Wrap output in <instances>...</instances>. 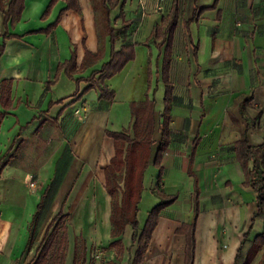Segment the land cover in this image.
I'll return each instance as SVG.
<instances>
[{"label":"crops","instance_id":"obj_1","mask_svg":"<svg viewBox=\"0 0 264 264\" xmlns=\"http://www.w3.org/2000/svg\"><path fill=\"white\" fill-rule=\"evenodd\" d=\"M52 1L25 0L14 25L0 10V264H31L61 210L70 215L65 264H74L81 237L87 245L86 264H101L102 258L91 256L95 246L107 247V261L116 260L104 170L115 155L108 132L132 129V104L147 99L155 101V131L140 228L162 201L155 193L160 167L161 190L177 199L160 212L145 264L186 263L181 229L194 216L196 180L195 264H235L245 237L254 242L264 231L262 220L252 224L257 194L245 185L235 151L243 133L253 146L264 142V0H123L110 13L119 33L114 49L110 35H99L92 0H55L43 17ZM175 4L176 25L162 44L155 30L171 18ZM101 47L102 59L81 72L70 75L59 69L73 52L79 68L87 52L96 54ZM167 56L173 86L170 135L156 164ZM103 85L115 92L113 100L101 96ZM60 178L57 205H44L35 242L26 252L42 196ZM106 212L108 222L103 223ZM130 240L126 247L123 239L126 251L133 246L132 235Z\"/></svg>","mask_w":264,"mask_h":264},{"label":"trees","instance_id":"obj_2","mask_svg":"<svg viewBox=\"0 0 264 264\" xmlns=\"http://www.w3.org/2000/svg\"><path fill=\"white\" fill-rule=\"evenodd\" d=\"M71 2V0H69ZM73 4L78 0H72ZM95 11L97 12V28L101 38L110 35L112 49L119 38V33L112 25L110 13L113 9L122 4L123 0H92ZM55 3L51 2L46 9L43 17L48 15ZM25 6V0H0V10L5 13L6 20L14 25L20 20ZM70 7V4H69ZM177 5L171 18H167L162 27H157L154 37L161 38L162 44L171 38L177 21ZM78 9V8H77ZM57 22L49 27L46 32L54 29ZM11 36V35H10ZM169 43V42H168ZM170 45L166 46L170 50ZM3 50V48H2ZM169 52V51H168ZM103 57V48L98 53L87 52L79 68L76 66L75 52L69 61L60 65V70H66L68 74L73 75L81 72L87 67L94 65ZM163 64V75L166 83L165 111L163 113V124L160 126L162 131V142L156 158V164L168 149L169 144V118L170 108L173 101V86L168 80L170 58L166 57ZM52 83V82H51ZM50 86V85H49ZM103 98L113 100L115 92L109 90L106 85L102 87ZM155 101L147 99L142 103L132 104V114L135 118L132 129L122 132H108V135L114 139L115 155L110 163L105 167L106 190L111 197V237L113 242L110 247L116 251V260L107 261L102 258L101 264H122L125 248L123 243V234L128 226L133 228L132 245H136L131 264H145L146 253L157 226L160 212L169 204L173 203L177 196H167L161 190L162 171L158 177L155 193L162 200L154 206L149 212L143 228H140L139 211L142 201L143 191L145 189L144 177L150 165L152 146L154 144L153 134ZM4 117L0 113V123ZM237 159L243 167L246 180L245 185L251 187L257 194V210L253 216L252 224L260 219L264 222V142L261 146H253L249 143L248 137L243 133L239 142L235 145ZM7 162L4 161V164ZM56 182L54 181L43 194L41 202L33 216L30 237L26 252H29L35 242V226L40 217V212L45 205L48 197L55 193ZM200 189L197 180L195 181V192L193 195L194 216L189 224H185L181 232L186 236V263L195 264V229L199 214ZM70 215L61 210L48 225L45 235L38 247L37 254L31 264H65L68 251V219ZM248 236V235H247ZM263 251L260 261L257 264H264V231L254 242H249L247 237L242 241L241 247L237 253L235 264H253L257 255ZM88 251L85 239L82 237L77 242L74 264H86ZM16 264H22L20 260Z\"/></svg>","mask_w":264,"mask_h":264},{"label":"rangeland","instance_id":"obj_3","mask_svg":"<svg viewBox=\"0 0 264 264\" xmlns=\"http://www.w3.org/2000/svg\"><path fill=\"white\" fill-rule=\"evenodd\" d=\"M158 106L160 107L161 104L159 103ZM62 181H63L62 178H60L59 180H58V179H55V182H56L55 190L58 189V185H59ZM29 187H30V189H32V188L35 189V188H37V185L33 186L32 184H29ZM56 201H57V197H56L55 195H53V196H51V197H48V198L46 199V201H45V207L50 208V209L55 208L56 205H57ZM145 202H146V204H147V200H146ZM104 204H106V207H108V204H107L105 201H104ZM139 212H141V211H139ZM106 213H107V214L103 215V220H104L103 223L108 222V217H107V216H108V212H106ZM46 214H47V212L45 211V212L43 213V217H45ZM144 215H145V211H142V213L140 214V216L138 215V217H139V221H140L141 224H142L143 216H144ZM132 232H133V231H132V227H129V229H127L126 232H125L124 235H123V239H124V241L127 240L126 247H129V246L131 245V240H130V242H129V239L131 238ZM71 235H72V234H71ZM135 248H136V246H132V247L129 249V251H125L123 264H126V262L129 261V255H131V253H133V252L135 251ZM107 250H108L107 247H101V246L98 247V246H95V247H93V249L91 250V256L93 257V259H101V258L107 256V252H106ZM129 252H130V253H129Z\"/></svg>","mask_w":264,"mask_h":264}]
</instances>
